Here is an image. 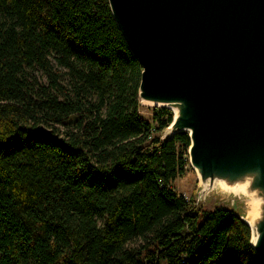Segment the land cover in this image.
<instances>
[{
  "label": "trees",
  "instance_id": "trees-1",
  "mask_svg": "<svg viewBox=\"0 0 264 264\" xmlns=\"http://www.w3.org/2000/svg\"><path fill=\"white\" fill-rule=\"evenodd\" d=\"M141 72L108 0H0V264H264L175 193L190 141L139 116Z\"/></svg>",
  "mask_w": 264,
  "mask_h": 264
},
{
  "label": "water",
  "instance_id": "water-1",
  "mask_svg": "<svg viewBox=\"0 0 264 264\" xmlns=\"http://www.w3.org/2000/svg\"><path fill=\"white\" fill-rule=\"evenodd\" d=\"M108 4L142 68L139 102L177 111L161 139L187 132L189 163L204 182L254 163L248 155L259 151L264 169V0ZM207 193L201 185L197 202ZM261 218L250 245L264 262V205Z\"/></svg>",
  "mask_w": 264,
  "mask_h": 264
},
{
  "label": "bare ground",
  "instance_id": "bare-ground-1",
  "mask_svg": "<svg viewBox=\"0 0 264 264\" xmlns=\"http://www.w3.org/2000/svg\"><path fill=\"white\" fill-rule=\"evenodd\" d=\"M141 103L150 106H160V103L154 101L142 100ZM174 113L177 114L176 109H174ZM168 132L169 130H167ZM259 152L248 155V157L254 160V163L248 162L243 164L239 169H233L227 173H214L212 174L211 180L207 178L205 182L202 179L199 169L194 167L199 182L206 191L209 192L217 186L226 192L242 194L248 197L250 209L244 222L251 229V244L253 246L257 244L260 238L261 231L258 227V222L262 216L264 205V197L257 188V185L262 184L261 181L263 182L264 180V169L260 165V155L262 154H259Z\"/></svg>",
  "mask_w": 264,
  "mask_h": 264
},
{
  "label": "rangeland",
  "instance_id": "rangeland-1",
  "mask_svg": "<svg viewBox=\"0 0 264 264\" xmlns=\"http://www.w3.org/2000/svg\"><path fill=\"white\" fill-rule=\"evenodd\" d=\"M153 108V106L145 105L140 102L138 110L139 116L143 120L151 122ZM172 114L174 113L172 112ZM158 134L160 138H162L167 135V130H163ZM186 160L185 172L181 177L177 178L172 185L175 193L183 196L185 200H189L190 198L194 199L195 203L200 205L202 210L210 211L215 207L228 208L234 211L241 220L246 221L250 206L248 197L245 195L229 193L216 186L207 194L203 195L197 202L201 184L195 170H193L189 163L188 150Z\"/></svg>",
  "mask_w": 264,
  "mask_h": 264
}]
</instances>
